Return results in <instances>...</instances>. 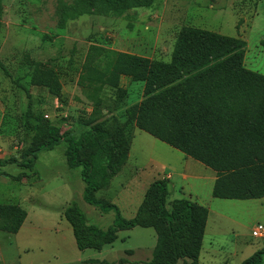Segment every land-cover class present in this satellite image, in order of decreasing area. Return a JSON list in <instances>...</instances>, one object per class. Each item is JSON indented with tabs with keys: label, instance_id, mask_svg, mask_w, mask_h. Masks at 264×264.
<instances>
[{
	"label": "rangeland",
	"instance_id": "obj_1",
	"mask_svg": "<svg viewBox=\"0 0 264 264\" xmlns=\"http://www.w3.org/2000/svg\"><path fill=\"white\" fill-rule=\"evenodd\" d=\"M62 1L68 6L74 2ZM59 21V0H0V159L17 161L0 166V202L18 204L28 215L18 233L0 232V264H148L156 241L152 228L119 231L117 239L100 251L77 249L62 216L69 202H76L89 222L103 228L112 224L114 213L102 214L84 202L80 169L67 166L64 142L41 150L32 171L17 165L31 139L24 127L27 106L35 116L49 119L62 132L70 128L79 137L83 129L79 117L90 112L91 103L77 85L76 68L88 46L168 61L176 33L186 25L243 39L245 67L264 75V0H156L151 8L132 9L127 16L84 15L68 21L64 29L58 28ZM25 57L62 71L60 97L28 84ZM120 86L127 96L117 111L107 115L112 126L123 123L125 108L142 99L143 82L123 76ZM131 130L126 163L107 189L96 193L115 204L126 219L134 216L151 182L169 180L159 160L179 153L142 130ZM187 170V179L174 177L168 188L170 200L184 198L210 210L199 264H240L263 248L264 238H254L251 230L264 225V197L215 198L214 182L208 178L214 171L191 158ZM23 171L29 177L20 181L3 174Z\"/></svg>",
	"mask_w": 264,
	"mask_h": 264
},
{
	"label": "trees",
	"instance_id": "obj_2",
	"mask_svg": "<svg viewBox=\"0 0 264 264\" xmlns=\"http://www.w3.org/2000/svg\"><path fill=\"white\" fill-rule=\"evenodd\" d=\"M155 1L74 0L68 6L59 0L58 28L84 15L127 16L132 9L151 8ZM245 48L246 42L239 37L187 25L176 33L168 61L90 44L76 68L77 85L91 103L90 112L79 117L83 127L79 137L70 128L62 132L49 119L36 117L28 104L24 127L31 139L17 165L32 171L41 150L64 142L67 166L80 169L84 202L102 214L114 213L112 224L103 228L89 222L76 202L63 208L79 251H100L117 239L119 231L152 228L156 241L148 264H199L209 211L188 199L170 200L168 179L148 185L130 219L115 204L96 196L126 163L132 128L213 170V197H264V75L245 67ZM23 64L29 71V85L60 97V69L47 68L29 57ZM123 76L143 82L142 99L125 108L123 123L112 126L107 115L117 111L127 96L120 86ZM12 163L16 159H0V166ZM3 174L18 181L29 177L26 171ZM26 217L18 204L0 202V232L18 233ZM263 256L264 247L240 264H261Z\"/></svg>",
	"mask_w": 264,
	"mask_h": 264
},
{
	"label": "crops",
	"instance_id": "obj_3",
	"mask_svg": "<svg viewBox=\"0 0 264 264\" xmlns=\"http://www.w3.org/2000/svg\"><path fill=\"white\" fill-rule=\"evenodd\" d=\"M173 150H175V149H173ZM177 152H179V153H174V154H176V158H174L172 154H169L168 156L161 158L158 162L160 169L164 170L165 171L164 173L166 175H169V180L173 179L174 177L175 178L180 177L181 179H187V177H188V174H187L188 157H186L180 151H177ZM208 178H211V180H213V182H214L215 173H214V175L208 176ZM156 179H158V178H156ZM139 204H140V202L136 206L138 207ZM137 207H135V209L133 210L134 215L136 213ZM208 211H209V215H210L211 214L210 210L208 209ZM209 215H208V217H209ZM25 221H26V219H25Z\"/></svg>",
	"mask_w": 264,
	"mask_h": 264
},
{
	"label": "built area",
	"instance_id": "obj_4",
	"mask_svg": "<svg viewBox=\"0 0 264 264\" xmlns=\"http://www.w3.org/2000/svg\"><path fill=\"white\" fill-rule=\"evenodd\" d=\"M251 235L254 238H264V225L256 224L251 230Z\"/></svg>",
	"mask_w": 264,
	"mask_h": 264
}]
</instances>
